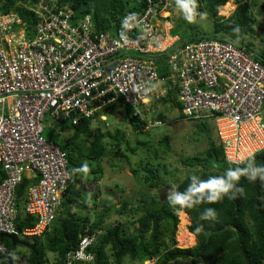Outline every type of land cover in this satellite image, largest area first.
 I'll return each mask as SVG.
<instances>
[{"label":"built area","instance_id":"1","mask_svg":"<svg viewBox=\"0 0 264 264\" xmlns=\"http://www.w3.org/2000/svg\"><path fill=\"white\" fill-rule=\"evenodd\" d=\"M174 2L147 0L140 17L123 15L114 31L99 34H92L89 15L76 18L54 0L31 5L35 23L17 32L11 25L21 20L0 13V234H44L70 187L65 151L45 136L47 116L77 125L97 114L104 119L102 107L119 100L141 116L174 89L183 115L214 123L227 162L240 164L264 149V66L227 41L181 42L171 33V13L163 14ZM24 178L30 183L22 212L35 224L19 232L16 189ZM96 236L83 235L65 264L91 263L87 248ZM5 250L0 242V254Z\"/></svg>","mask_w":264,"mask_h":264},{"label":"trees","instance_id":"2","mask_svg":"<svg viewBox=\"0 0 264 264\" xmlns=\"http://www.w3.org/2000/svg\"><path fill=\"white\" fill-rule=\"evenodd\" d=\"M18 1L19 4L17 0H4L0 4V10L4 14H8L11 11L16 12L17 19L20 18L21 24L13 23L11 29L23 23L30 28L36 21V15L28 6L30 7L38 0ZM54 1L60 6L65 4L73 8L76 18L89 15L92 34L114 31L123 15L127 14L131 18H138L145 12L147 6V0ZM156 1L153 0V2ZM174 1L175 4H179L178 0ZM227 1L194 0V18L200 16V13L204 10L212 20V30L209 33L195 28L193 24L190 25L189 21L185 19L187 15L185 9H182V13L176 18L171 20L170 17L172 21L171 33L178 35L181 42L205 39L206 37L207 39L227 41L235 47L244 48L252 52L255 60L264 66V39L261 45H256V39L253 34L254 24L256 23L253 15V6L257 5L256 1L237 0V5L230 15L227 17L218 15L219 7ZM161 8L162 4L158 6V9ZM174 91V89H170L166 98L154 99L151 105L160 102L164 107L170 104L169 106H176L181 113V107ZM124 105L126 106V119L131 129L136 132L144 131L145 123L133 114L129 104L124 103ZM156 116L164 121L165 115L162 112H158ZM181 117H184L182 113L180 114ZM188 119L198 122L199 129L206 136H210L206 125L209 122L207 118L189 117ZM90 120L91 118L82 119L77 125L60 122L63 125L62 131L64 127H69L75 133L80 132L86 138H92L90 147L85 153H82L83 151L77 143L72 150L67 147L68 145L61 147L55 141L65 151L68 169L72 177L70 186L82 183L83 187L87 188L84 181L80 179V174H87L92 182L99 181L102 174L100 167H89L84 165L81 160H75L74 152L76 155H82L87 159L94 160L105 156L108 150L113 151L114 154H120V146L122 140H124L122 134L119 131H115L113 134L100 130L93 132L89 128ZM48 138L51 139L50 137ZM166 139L167 137L163 136L160 144L166 143L168 140ZM137 144L149 147V144L145 141H138ZM127 148H130L131 152L135 151V148L129 145ZM222 148L217 136H214V138L209 137L204 157L195 155L182 158V162L185 165L203 168L204 171L200 176H196L198 183L199 181L210 182L213 179L228 180L226 173L229 170H233L240 177L237 188L243 190L241 193L234 189L231 197L224 196L222 200L217 202L210 203L202 199L201 203L194 205L192 208L179 210L186 212L190 218V224L187 228L196 238L194 246L186 248L176 246L175 235L178 224V211H174L172 206H170L169 197L162 200L158 194L157 189L164 186L163 183H160L159 178L156 179L158 166L146 163L143 166L144 170H142L144 173L140 177L144 183L141 186L143 190L139 193L136 205L128 210L130 214L132 212L139 213L137 214L138 217L131 221V224L135 222L137 224L136 229L132 233H128L120 223L107 225L105 228L101 227L104 218L115 205L112 200H107L105 208H103V212L99 214V217L90 221L88 217L77 216L75 210L80 212L96 205L83 201L79 193H74L76 198L69 197L66 194L49 230L41 236L31 238L29 241L34 242L35 247L28 249V252L23 255L17 253L16 257H13V264H20L22 257H25L23 264H48L49 259L47 256L49 253L54 255L55 264H65L66 253L78 248V243L83 235L92 233L97 235V239L93 246L87 248V252H91L94 256L92 263L89 264H122L125 258L130 259L131 262L137 261L140 264L154 258L156 261L153 264H166L176 259H189V264H196L197 261H200L201 264H264V183L259 179L251 182L245 175L250 166L264 167V149L250 156L243 163L234 164L225 160ZM85 168L87 169L86 171L84 170ZM2 174L3 172L0 171V176ZM192 176L194 175H187L174 186L175 192L187 193L192 199L205 197L208 191H189L193 183ZM29 183V180L24 178L16 189L15 204L18 214L15 223L19 232L21 229L32 227L35 224L33 217L22 212V209H24L25 191ZM93 186L95 188L92 190L93 197H97L100 190L97 189V184H93ZM153 188L155 191L149 192V189ZM128 205V201H123L122 207L115 210L116 213L119 215L126 213ZM176 208L179 209V205ZM206 209H214V219H201ZM224 227L227 228L221 230ZM101 229H103V232ZM0 242L6 246V250L3 253L5 254L10 246V241L5 237H0ZM107 248L109 253L106 250ZM3 254H0V264H7L6 261L2 260ZM77 264L88 263L79 262Z\"/></svg>","mask_w":264,"mask_h":264},{"label":"rangeland","instance_id":"3","mask_svg":"<svg viewBox=\"0 0 264 264\" xmlns=\"http://www.w3.org/2000/svg\"><path fill=\"white\" fill-rule=\"evenodd\" d=\"M253 1H256L257 3V5L255 4L253 6V15L256 20L253 34L256 39V45H261L262 40L264 39V0H250V2ZM3 2L4 0H0V4ZM17 3L19 4L18 0ZM228 3H230L231 9L228 11L225 10V3L223 6L219 7L217 13L218 15L224 17L230 15L237 5V0H228ZM182 9L183 8L180 7L179 4L174 6L173 9L172 6H168L167 10L164 11L163 14L168 15L171 13L170 15L172 20L182 13ZM14 19H17V15ZM189 24H193L195 28L200 29L205 33H209L212 30V20L204 10L200 13V16L194 18L192 23L189 22ZM18 29L19 26H14L12 30L13 32H17L16 30ZM169 105L165 108L166 106L163 107L161 104H157V106L160 107L161 112L165 115L163 123L158 126H151L148 129H144L142 132H136L131 129L125 115L126 106L121 100L118 101L116 106L111 107L106 112H103L104 120H100L98 118L90 120L89 128L93 132L100 130L102 132H110L113 134L115 131H119L124 140H122L119 155L108 150L105 156L94 160L87 159L82 155H76L75 152L73 153L75 160H81L84 165L93 168L100 167L102 169L101 177L97 182H92L87 174L79 175L80 179L87 185V188H84L82 183H76L73 186H70L69 193H67L69 197L71 196L76 198L74 193H79L83 201L94 203L96 205L91 206L90 209L80 212L75 210L77 216L88 217L90 221L96 220V218L99 217V214L103 212L105 203L110 199L113 203H115V205L104 218L101 227L105 228L107 225L120 223L124 226L128 233H132L136 229L137 224L136 222L131 224V221L135 220L138 217L137 214L139 213L132 212L130 214L128 210L136 205L137 199H139V193L143 190V187L141 186H143L144 183L140 177L144 173L142 170H144L143 166L146 163H149L152 166H158V175L156 176V179L159 178L160 183L164 184V186L159 188L169 185L174 187L187 175H194L197 177L200 176V174L204 171L203 168L200 166L191 167L185 165L182 162V158L195 155L204 157L206 155L205 150L207 148L208 138H214V136L218 137V134L215 131V125L211 121L206 123L208 134L210 135L206 136L199 129L198 122L188 119L190 116L180 118V110L176 106L172 107ZM207 120L209 119L207 118ZM43 123L46 125L45 136L56 141L61 147H66L68 145L67 147L73 150L75 144L77 143L82 149V153H85L88 147H90L92 138H86L80 132L75 133V131L71 130L69 127H64L62 133L58 134V130H61L63 126L59 121H53L47 116ZM48 123H52V126L48 125ZM163 136H166L168 140L166 139L167 142H164L163 145H161L160 142H162ZM138 141L147 142L149 147L137 144ZM127 144L130 147L135 148V151L131 152L130 148H127ZM93 184H97V189L100 190L97 197H93ZM153 191H155L154 188L149 189V192ZM171 194V192H168L164 199L169 197ZM123 201H128L129 205L126 207L127 212L119 215L115 210L122 207ZM180 213V211L177 212L178 224L175 235L176 246L182 248L194 246L196 244V238L193 244L188 243L185 238L181 241L177 239L179 235L178 233L181 229ZM187 218L188 224L184 226V232L188 231L187 227L190 224L189 216ZM101 230L103 232V229ZM166 241H168V239H166ZM106 250L109 253V249L107 248ZM27 252V248L16 245L11 255L15 258L17 253H21V255H23ZM50 258H52L51 255ZM155 261L156 259L154 258L153 260L147 261L148 263L143 262L142 264H153ZM122 264L140 263L137 261L131 262L130 259L125 258L122 261ZM166 264H189V259H176L174 261H169ZM196 264H201V262L197 261Z\"/></svg>","mask_w":264,"mask_h":264},{"label":"clouds","instance_id":"4","mask_svg":"<svg viewBox=\"0 0 264 264\" xmlns=\"http://www.w3.org/2000/svg\"><path fill=\"white\" fill-rule=\"evenodd\" d=\"M178 2H179V6L185 9V11L187 12L185 19L188 20L189 22H192L194 20V9H195L194 0H190V2L189 0H178ZM0 13L3 16H6L7 18H14L17 15L16 12L15 13L10 12L8 14H4L1 10H0ZM84 170L86 171L87 169L85 168ZM226 175L229 178L228 180L213 179L210 182L209 181H199V183H198V178L196 176H192L191 179L193 183L190 186L189 191H193V190L198 191V192L208 191V194L203 198L192 199L191 196L188 195L187 193H178V192H175L174 190L173 193L168 198L170 206H172L174 211H179L180 209H184V208H192L194 205L201 203L202 199L211 203V202H217V201L222 200L224 196L231 197V195L234 193V189L235 191H239L242 193L243 190L237 188V183L240 178L239 175L233 170H229L226 173ZM245 175L247 176V179L251 182H254L257 179H259L262 183H264V167L250 166L249 170L245 173ZM177 205H179V209L176 208ZM209 218H213V219L215 218L214 209H206L205 212L201 216V219H209ZM50 255L52 256V258H50ZM53 256L54 255L52 253H49L47 257L54 260ZM11 259L13 260V257ZM93 259H94V256H93Z\"/></svg>","mask_w":264,"mask_h":264},{"label":"bare ground","instance_id":"5","mask_svg":"<svg viewBox=\"0 0 264 264\" xmlns=\"http://www.w3.org/2000/svg\"><path fill=\"white\" fill-rule=\"evenodd\" d=\"M28 8H29V6H28ZM224 9L227 10V11L230 10L231 9L230 3L226 2L225 6H224ZM248 54H253V53L252 52H248ZM163 98H166V96L163 97ZM116 104L110 105L108 107L103 106L102 107V111L100 112V115H103V112H106L108 109H110L111 107L115 106ZM157 104H161V103L158 102V103H155V105L148 104L146 107H144L142 109L141 116H138L139 120L145 123L144 129H148L151 126H158V125H161L163 123V120H161L162 118H159V117L156 116V114L158 112H161L160 107H158ZM161 106H162V104H161ZM166 106H168V105H166ZM184 116H186V115H184ZM84 118H86V117H84ZM94 118H98L100 120H104V119H101L99 117V114H97V116L92 117L91 119H94ZM86 119H90V117H88ZM222 150L224 151L223 148H222ZM180 212L181 213H180L179 216H180V226H181L180 228L181 229H180V232L178 233L179 235H178V238L177 239L181 241V240H183L185 238V239H187L188 243H190V244L192 243L193 244L194 243V240H195L194 234L191 233L190 231L184 232L185 231L184 230V226L186 224H188V218H187L188 217V214L186 212H184V211L182 212V210ZM12 263H13V260H12Z\"/></svg>","mask_w":264,"mask_h":264},{"label":"water","instance_id":"6","mask_svg":"<svg viewBox=\"0 0 264 264\" xmlns=\"http://www.w3.org/2000/svg\"><path fill=\"white\" fill-rule=\"evenodd\" d=\"M115 63L113 62L112 64H110L108 66V68L110 69ZM158 194L160 196L161 199H164V197L168 194V192L173 193L174 191V187L171 186H165L162 187L160 189L157 190ZM227 227L222 228L221 230H225ZM0 237H5L10 241V246L8 248V250L6 251V253L3 255L2 260L6 261L8 264H13L12 263V257L11 254L14 251V248L16 245H20L23 246L27 249H33L35 247V243L34 242H30L27 240H22L19 239L17 237L16 234L12 233V234H0Z\"/></svg>","mask_w":264,"mask_h":264},{"label":"crops","instance_id":"7","mask_svg":"<svg viewBox=\"0 0 264 264\" xmlns=\"http://www.w3.org/2000/svg\"><path fill=\"white\" fill-rule=\"evenodd\" d=\"M190 220V219H189Z\"/></svg>","mask_w":264,"mask_h":264}]
</instances>
